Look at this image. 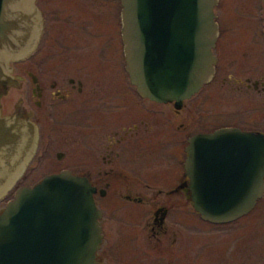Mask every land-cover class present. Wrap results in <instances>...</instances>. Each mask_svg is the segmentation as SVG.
Here are the masks:
<instances>
[{
  "label": "flooded vegetation",
  "instance_id": "1",
  "mask_svg": "<svg viewBox=\"0 0 264 264\" xmlns=\"http://www.w3.org/2000/svg\"><path fill=\"white\" fill-rule=\"evenodd\" d=\"M122 10L121 0H42V84L22 69L35 107L14 113L36 129L42 122V179L68 172L93 189L96 264L264 262V253L234 260L192 236L231 234L242 244L246 234L264 250V190L226 223L203 220L193 202L195 184L226 180L249 191L254 183L248 137L264 144V0H217L213 76L179 106L142 97L131 83ZM15 77L21 88L25 78ZM224 130L234 133L213 137ZM260 176L264 186V161Z\"/></svg>",
  "mask_w": 264,
  "mask_h": 264
},
{
  "label": "water",
  "instance_id": "2",
  "mask_svg": "<svg viewBox=\"0 0 264 264\" xmlns=\"http://www.w3.org/2000/svg\"><path fill=\"white\" fill-rule=\"evenodd\" d=\"M21 2L0 0V88L4 91L19 87L21 79L13 76L10 64L22 59L16 58L28 49L34 28ZM121 4L126 71L140 96L157 102L173 100L179 106L211 80L217 0H121ZM32 5L38 12L34 0ZM233 133L224 130L213 137ZM248 139L254 183L249 191L226 180L193 185L194 209L203 220L230 222L250 211L261 197L264 144L258 136ZM36 140V127L22 114L2 116L0 108V194ZM191 155L199 162V153ZM99 218L93 189L68 172L21 186L0 212V264H96Z\"/></svg>",
  "mask_w": 264,
  "mask_h": 264
},
{
  "label": "rangeland",
  "instance_id": "3",
  "mask_svg": "<svg viewBox=\"0 0 264 264\" xmlns=\"http://www.w3.org/2000/svg\"><path fill=\"white\" fill-rule=\"evenodd\" d=\"M34 5L39 10H42V0H34ZM42 20V15H41ZM42 22V21H41ZM13 68L12 74L20 75L25 78V83L22 84L21 88L13 87L6 95L0 97V105L2 113L4 115L14 114L18 108L23 107L25 110L34 108L32 101L31 90L29 88V79L26 74L21 73L22 69H28L33 73L39 82L42 84V31L39 33L38 40L36 42V47L31 54H28L23 59L11 63ZM21 103V104H20ZM39 115V113H38ZM39 131L40 137L42 139V122L37 126L36 131ZM39 137L37 136V142ZM39 143V142H38ZM55 150H52L51 154H54ZM45 163L42 164V144H36L34 148V154L28 162L22 175L15 181V183L6 190L0 199V212L4 209L6 203L13 199L14 191L21 186H33L42 179V174L46 172L44 170ZM193 226H197L198 222L194 219L192 220ZM263 222L258 219L255 220L253 224L254 230H261ZM194 234V241L198 243L202 242H212L213 245L218 244L221 248L223 255L228 256L234 260H242L244 257L253 256L254 258H262L264 250L261 246V240L254 239L253 244H248L247 235L243 236V243H237L234 241L233 237L230 235L222 234L219 238L210 237L208 233L202 234L198 230L194 229L192 236ZM213 253V252H212ZM213 256V255H212ZM209 257V254H207ZM258 261V260H257ZM256 261V262H257ZM256 262H253L254 264ZM260 263V262H259ZM264 264V262L260 263Z\"/></svg>",
  "mask_w": 264,
  "mask_h": 264
},
{
  "label": "bare ground",
  "instance_id": "4",
  "mask_svg": "<svg viewBox=\"0 0 264 264\" xmlns=\"http://www.w3.org/2000/svg\"><path fill=\"white\" fill-rule=\"evenodd\" d=\"M32 1L33 0H22L21 5H20L21 8L26 10L32 16V18L34 20V28H33L32 33H31L28 49L25 52H22L16 59H21V58L23 59L28 54V52L35 46V44H36V42L38 40V37H39V33H40V29H41V23H42L41 21L42 20L40 18L39 13L34 9V7L32 5ZM34 144H35V142H34ZM34 147H35V145H33L32 149L30 150V152L28 154V157H27L26 161L24 162V164H22L20 166L19 170L12 175L11 179L9 180L8 185L2 190V193L0 194V197L22 175V173L24 172L28 162L30 161L31 157L34 154Z\"/></svg>",
  "mask_w": 264,
  "mask_h": 264
}]
</instances>
